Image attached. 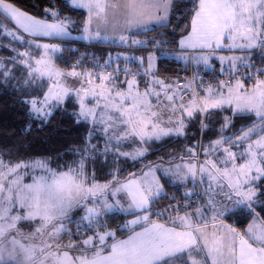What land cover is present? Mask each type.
<instances>
[{"label":"snow or ice","instance_id":"6c2138e0","mask_svg":"<svg viewBox=\"0 0 264 264\" xmlns=\"http://www.w3.org/2000/svg\"><path fill=\"white\" fill-rule=\"evenodd\" d=\"M175 6L64 0L82 10L73 37L77 21L54 3L38 18L0 0V86L40 129L69 103L86 128L65 156L0 154V264H264V0H189L173 17ZM173 18L180 36L164 39ZM66 39L123 51L61 67ZM162 56L191 77L161 76ZM165 140L185 143L147 160ZM101 157L113 167L98 177ZM116 213L131 219L114 226Z\"/></svg>","mask_w":264,"mask_h":264},{"label":"trees","instance_id":"16d2710c","mask_svg":"<svg viewBox=\"0 0 264 264\" xmlns=\"http://www.w3.org/2000/svg\"><path fill=\"white\" fill-rule=\"evenodd\" d=\"M12 2L19 8L29 12L30 14L44 18V8L49 3H54L57 8L63 9V14L71 15L72 19L79 24L82 21V10H69L64 7V0H12ZM189 3V0H176L175 11H186L185 5ZM187 23V20L184 21ZM177 24V20L173 18L172 24L165 29L167 35L163 37L167 40H178L180 36V28H177L173 32V26ZM159 31L150 32L145 39H152L154 36L159 35ZM6 42V41H5ZM64 44V51L61 55L62 61H58L61 67H69L74 63L80 55H84L85 50L88 48H101L97 45H86L83 41H62ZM174 47V45H170ZM0 54H6L0 52ZM87 56V54L85 55ZM208 72V76L212 77L211 71L202 70ZM158 72L163 77H179L183 79L189 77L192 73V68L185 67L183 61H177L171 57H160L158 61ZM205 79V77H204ZM206 80V79H205ZM20 94L11 88H5L0 86V154L5 159L11 157L12 159L27 158L29 156H51L57 157L65 156L68 154V150L82 144L86 135V128L82 124H77L74 117L71 115L72 106L68 104L67 110H58L51 117L50 122L43 126L42 129L38 128L35 122H31L27 116L25 106L20 102L22 97ZM240 122V121H238ZM237 122V123H238ZM29 123H32L30 131H25ZM198 134V133H197ZM95 143V141H93ZM179 143L170 140H165L162 143H156L153 145V150L149 153L147 160H155L159 155H163L165 148H178ZM166 152V151H165ZM147 160L145 162H147ZM132 162L128 161L126 164L122 163L121 167L124 169L123 174L135 169L132 168ZM113 167V158H109L105 162L101 157L95 164L98 177H103ZM139 168V164L136 165ZM168 196L173 193L179 198L182 195L183 189L178 190L176 187L168 186L165 189ZM161 204H167V200L160 201ZM239 217V214H237ZM233 217H229V222H232ZM124 221V215L114 214L113 225H117L119 222ZM246 220L240 218L239 226L243 227L246 224Z\"/></svg>","mask_w":264,"mask_h":264},{"label":"rangeland","instance_id":"374dc122","mask_svg":"<svg viewBox=\"0 0 264 264\" xmlns=\"http://www.w3.org/2000/svg\"><path fill=\"white\" fill-rule=\"evenodd\" d=\"M18 7V6H17ZM21 9V8H20ZM23 10V9H22ZM25 11V10H24ZM29 13V12H28ZM30 14V13H29ZM32 15V14H31ZM37 17V16H36ZM38 18H40V17H38ZM79 35V24H77V27L76 28H73L72 29V36L73 37H75V36H78ZM141 39H145V37H140ZM43 41H47V38H41ZM76 40H79V39H76ZM149 40V39H148ZM151 40V39H150ZM64 41H70V42H72L73 40L72 39H66V40H64ZM53 42H55V41H53ZM92 45H97V46H100L101 48H93V47H91V48H88V49H86L85 50V53L87 54V56H85L86 54H84V55H80L78 58H81V57H83L84 58V63L85 64H91L92 63V60H93V58H95V59H97V60H99L101 63H103L104 62V60H106L107 58H108V56H109V54L111 53L113 56H115L118 52H121V51H123V49H121V48H119V47H117V46H115V45H109V44H101V43H92ZM137 55H139L140 54V52L138 51L137 53H136ZM157 68H158V64H157ZM207 71L209 70V71H212L211 69H206ZM192 71H193V69H192ZM217 71H218V69H217ZM191 75H192V73H191ZM191 75L188 77V78H190L191 77ZM205 77V79L206 80H210V79H213V77H210V76H208V75H205L204 76ZM170 78H172V79H175V78H177V77H170ZM184 79V78H183ZM183 79H181V80H183ZM215 119H218L217 117H214L213 118V120H215ZM240 123H242V122H238V126H239V124ZM218 126V125H217ZM198 127H199V124H198V121L196 122V123H194L191 127H190V129H189V131H190V134L191 133H198ZM197 138H198V134H197ZM185 143V141L184 140H181L180 142H179V144H178V148H165L164 150L166 151H164V153H162L163 155H159V156H164V155H166L167 153H169V152H173V151H179L182 147H183V144ZM158 156V157H159ZM157 159V158H156ZM155 159V160H156ZM155 160H153V161H155ZM111 169H112V167H111ZM110 169V170H111ZM109 170V171H110ZM116 214H120V215H124L123 213H116ZM126 219H131V217H129V216H125L124 215V221H122V222H119L118 224H123L124 222H125V220Z\"/></svg>","mask_w":264,"mask_h":264},{"label":"crops","instance_id":"0c3cea01","mask_svg":"<svg viewBox=\"0 0 264 264\" xmlns=\"http://www.w3.org/2000/svg\"><path fill=\"white\" fill-rule=\"evenodd\" d=\"M73 41H83V40H73ZM86 45H90L91 43L83 41ZM229 222V221H228Z\"/></svg>","mask_w":264,"mask_h":264}]
</instances>
